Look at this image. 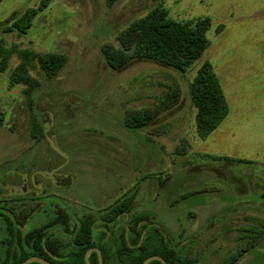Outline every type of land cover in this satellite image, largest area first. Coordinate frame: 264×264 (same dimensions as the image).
<instances>
[{"label": "rangeland", "instance_id": "obj_1", "mask_svg": "<svg viewBox=\"0 0 264 264\" xmlns=\"http://www.w3.org/2000/svg\"><path fill=\"white\" fill-rule=\"evenodd\" d=\"M0 0V202L26 228L57 210L108 236L149 214L191 264H264V0ZM159 8L176 22L210 18L209 46L185 73L141 61L121 70L103 50ZM35 10L24 32L15 18ZM62 55L54 77L38 56ZM27 60L34 88L13 76ZM205 62L228 115L199 137L191 84ZM177 92V97L175 96ZM153 114L140 128L130 117ZM213 157H222L217 160ZM134 197L124 216L113 209ZM5 225L0 223V253ZM58 231L56 233H62Z\"/></svg>", "mask_w": 264, "mask_h": 264}, {"label": "trees", "instance_id": "obj_2", "mask_svg": "<svg viewBox=\"0 0 264 264\" xmlns=\"http://www.w3.org/2000/svg\"><path fill=\"white\" fill-rule=\"evenodd\" d=\"M50 0H42L41 8ZM112 6L117 0H105ZM36 15L35 10H27L15 18L14 27L24 32ZM212 27L210 18L191 23L176 22L167 12L159 8L144 19L135 23L124 32L117 50L106 47L103 50L105 60L113 70L141 61L179 71L187 70L199 60L209 46L207 33ZM10 54L0 40V71L7 69ZM62 55L38 56L41 69L49 77H54L65 64ZM27 60L15 72L13 80L28 86L26 93L34 88L35 80L27 74ZM176 97H177V92ZM192 103L196 109L195 122L200 138L210 136L228 115V104L213 66L205 62L191 84ZM154 120L153 114L132 116L127 121L130 128H140ZM3 115L0 113V124ZM221 160L222 157H213ZM134 204V197L125 200L113 209V219L127 214ZM28 216L20 219L13 208L0 202V223L5 225L4 241L0 253V264H21L36 256L48 260L51 264H86L85 254L90 248L101 250L104 264H143L151 256L162 257L167 264H191L178 245L169 240L149 214H137L128 221V231L119 236H108L111 231L108 224L98 231L94 221L82 220L70 229L73 219L66 210H57L47 217L46 222L27 229ZM63 231L62 233H56ZM90 264H98V256L91 253ZM231 258L223 264H234ZM39 264V263H31ZM150 264H161L153 261Z\"/></svg>", "mask_w": 264, "mask_h": 264}, {"label": "water", "instance_id": "obj_3", "mask_svg": "<svg viewBox=\"0 0 264 264\" xmlns=\"http://www.w3.org/2000/svg\"><path fill=\"white\" fill-rule=\"evenodd\" d=\"M91 253L97 254L98 264H104L101 250L97 249V248H90L89 250H87V252L85 254V263L86 264H90L89 257L91 255ZM153 261H159L161 264H167V262L160 256H151V257L147 258L143 264H150ZM31 263L51 264L48 260L41 258V257H36V256L28 258L27 260H25L21 264H31Z\"/></svg>", "mask_w": 264, "mask_h": 264}]
</instances>
